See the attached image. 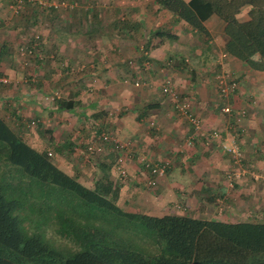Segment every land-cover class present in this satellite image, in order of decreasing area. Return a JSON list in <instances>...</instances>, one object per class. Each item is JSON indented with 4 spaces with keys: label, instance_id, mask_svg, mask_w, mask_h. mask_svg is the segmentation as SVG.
I'll return each instance as SVG.
<instances>
[{
    "label": "crops",
    "instance_id": "crops-1",
    "mask_svg": "<svg viewBox=\"0 0 264 264\" xmlns=\"http://www.w3.org/2000/svg\"><path fill=\"white\" fill-rule=\"evenodd\" d=\"M34 1L24 0L17 12L15 0H0V71L10 78V84L0 85V116L17 134L47 150L59 168L87 187L107 178L118 191L117 203L128 211L264 222V58L236 60L223 49V30L203 37L153 0H85L94 22L84 30L89 12L39 13L32 11ZM248 10L237 15L240 21L248 19ZM35 35L42 58L22 64L17 48ZM219 72L238 83L229 101L246 112L239 133L219 109ZM27 74L36 75V82H25ZM166 78L177 95L192 93L202 132L194 134L174 113L172 95L160 90ZM54 93L58 99L50 100ZM59 100L73 109H59ZM100 129L128 142L125 178L118 175L108 145L95 142V153L86 158L87 142ZM213 130L218 135L209 137ZM192 134L194 142L186 144L182 139ZM237 142L238 164L221 147ZM142 154L171 162L155 188L147 184Z\"/></svg>",
    "mask_w": 264,
    "mask_h": 264
},
{
    "label": "trees",
    "instance_id": "trees-1",
    "mask_svg": "<svg viewBox=\"0 0 264 264\" xmlns=\"http://www.w3.org/2000/svg\"><path fill=\"white\" fill-rule=\"evenodd\" d=\"M153 2L203 37H211L210 32L217 28L223 30L227 37L223 49L236 60L245 62L255 55L264 58V0ZM32 4L39 8L32 7V11L39 13L53 14L68 8L41 6L35 1ZM247 6L248 19L240 21L237 15ZM75 7L78 8H69ZM33 37L30 43L35 40ZM38 38L41 43L40 36ZM38 47L40 49V44ZM17 51L19 53V47ZM36 77L27 74L24 81L33 83ZM160 90L165 94L162 86ZM56 96V93L49 95L52 100L58 99ZM220 97L224 100L221 94ZM187 100L188 112L198 118L200 128L197 130L186 121L194 134L200 133L201 118L193 111L190 99ZM57 104L59 109H73L69 102L59 100ZM175 104L173 98V111L181 115ZM226 104L230 113L221 112ZM226 104L222 101L220 112L228 116L235 132L239 133L238 127L246 112L235 110L229 98ZM237 116L241 117L240 121ZM102 131L116 137L108 129L98 130L97 135ZM212 133L214 130L208 132L209 137H215ZM184 141L191 145L193 134ZM112 143L109 140L106 145L111 147L109 153L115 165L118 154ZM236 145L241 153L238 159L221 147L231 161L238 164L242 151L238 142ZM169 169L162 177H156L148 169L149 178L155 179V185L148 186L155 188ZM238 174L241 177L242 171ZM125 177L120 175V178ZM104 180L95 188L85 186L59 168L47 150L32 147L0 116V264H264V222H225L190 215L155 216L128 211L117 203L116 188H112L107 178ZM21 218L25 219V228L36 221V230L28 233L22 228ZM45 227L48 235L59 237L69 247L63 250L53 247L46 241L47 236L45 240Z\"/></svg>",
    "mask_w": 264,
    "mask_h": 264
},
{
    "label": "built area",
    "instance_id": "built-area-1",
    "mask_svg": "<svg viewBox=\"0 0 264 264\" xmlns=\"http://www.w3.org/2000/svg\"><path fill=\"white\" fill-rule=\"evenodd\" d=\"M24 0H17L13 5L15 11L19 12V10L23 7ZM37 2L41 6L49 7L53 5L54 7L64 6V7H74L76 6V3H56L49 0H37ZM35 40L31 43H23L19 45V55L23 62V64H27L28 58H42V54L40 53L39 49V40L38 36H34ZM216 87L220 91V94L224 98L225 104L230 98V95L234 92V90L237 87V82L235 78L226 72H219L216 74ZM10 83V78L6 76L5 74L0 73V84L6 85ZM162 91L165 94H170L175 100V108L179 111L181 115H183L186 120H188L195 129L200 128V123L197 117L193 116L189 111L190 109V103L186 98H180V96H177L172 84L171 80L169 78H166L164 83L162 84ZM51 100L53 97L50 98ZM180 99V100H179ZM182 99V100H181ZM226 105H223L221 108L222 113H230V108ZM242 114H244L243 111H241ZM243 118V117H242ZM241 117L237 116V121H240ZM30 124H35V121L32 120ZM215 137L218 135L217 132L214 131L212 133ZM109 140H112V148L117 152L118 156L116 158L115 162V169L117 172L122 176L125 177L127 175L126 169H125V158L128 154V147L129 144L127 141L119 140L118 138L114 137L111 132L109 131H102L100 134L95 136L92 140L87 142V146L85 147V156L87 159H89L96 151L95 142H101L103 144H106ZM237 143H233L230 146H225L224 148L226 151L231 152L233 156L238 159L241 153L239 152V148L236 145ZM111 148V147H110ZM141 164L145 167L146 170H150L152 174H154L156 177H162L165 175L167 169L171 166V162L169 159H163L160 162H154L152 159L148 157H142L141 158ZM147 184L149 186L155 185V179L149 178L147 181Z\"/></svg>",
    "mask_w": 264,
    "mask_h": 264
},
{
    "label": "rangeland",
    "instance_id": "rangeland-1",
    "mask_svg": "<svg viewBox=\"0 0 264 264\" xmlns=\"http://www.w3.org/2000/svg\"><path fill=\"white\" fill-rule=\"evenodd\" d=\"M49 1H52V2H56V3H61V2H63V3H77V7L79 8V10H82L83 12H89L90 14L87 16V13L84 15L85 16V19H84V25H83V30L84 29H89V28H92L93 27V24H91L90 25V23L93 21L94 22V20H93V18L91 17V10L89 9L90 8V3H88L87 1H85V0H83V2H82V0H49ZM103 1V0H102ZM105 3H107L108 5H110V4H114V3H112V2H110V1H104ZM24 5V4H23ZM102 7L101 8H104V10H106V8H105V6L106 5H103V4H100ZM31 6V5H30ZM81 6V7H80ZM84 6V7H83ZM35 7V9H38L39 10V8L38 7H36V6H34ZM84 8H88V9H84ZM100 8V7H99ZM99 8H96V10L95 11H97V12H102V11H104L103 9L101 10V9H99ZM25 9V8H24ZM74 9H76V7L75 8H73V9H70L69 7L67 8V9H65L64 11H70V10H74ZM119 18V17H118ZM118 20H120V22H124V20L123 19H121V18H119ZM95 21H98V19H95ZM124 23H126V22H124ZM89 25H90V27H89ZM90 33V32H89ZM116 35H118V34H116ZM25 39H27V37L25 38ZM28 40L29 39H27L26 41L28 42ZM23 42L21 41V44H22ZM24 43H26V42H24ZM20 44V45H21ZM7 52V51H6ZM2 54H4V53H2ZM21 62H22V60L21 59H19ZM28 62V61H27ZM22 64H23V62H22ZM173 65H170L168 68H170V69H173V67H172ZM136 83H139V84H142V82H140V81H138V82H136ZM176 92V91H175ZM177 94V93H176ZM190 96L192 97V93H189V92H182V94L180 95V97H182V98H188V99H190ZM170 102L172 103V101H169V104H170ZM170 108V107H169ZM170 110H172V107L170 108ZM184 120H186V119H183V121H182V123L183 124H186V122H184ZM187 125V124H186ZM183 141L184 140H186V137L184 138V139H182ZM50 145V148H52L53 149V151L54 152H56L55 154L57 155V147H54V145H52V144H49ZM53 158V160H54V157H52ZM22 212V211H21ZM140 212V211H139ZM19 214H20V211H19ZM21 215V214H20ZM21 220H22V222H21V225H22V228L23 229H25L28 233H31V232H33V231H35L36 230V228H37V226H36V221H34V224L31 226V225H29V226H26V228H25V226H24V221H25V219L24 218H21ZM29 221H30V219H29ZM28 221V222H29ZM46 228L47 227H45L44 228V235H45V240L46 241H48V242H50L51 243V245H53V247H55L57 250H59V249H67L68 247H69V245H67V243L66 242H64V241H62V240H60V238L59 237H57V236H55V237H53L51 234L50 235H48L47 233H46ZM35 229V230H34ZM30 231V232H29ZM48 233H49V231H48ZM46 236H47V238H46Z\"/></svg>",
    "mask_w": 264,
    "mask_h": 264
}]
</instances>
